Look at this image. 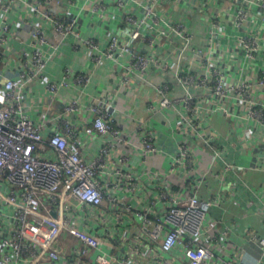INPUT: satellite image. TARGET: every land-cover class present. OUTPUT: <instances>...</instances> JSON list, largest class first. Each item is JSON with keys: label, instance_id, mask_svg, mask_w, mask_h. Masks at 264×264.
Returning <instances> with one entry per match:
<instances>
[{"label": "crops", "instance_id": "obj_1", "mask_svg": "<svg viewBox=\"0 0 264 264\" xmlns=\"http://www.w3.org/2000/svg\"><path fill=\"white\" fill-rule=\"evenodd\" d=\"M28 1L18 0L7 13L0 9V22H8L11 30L6 62L3 64L11 76H16L21 67L16 51L24 48L31 52L34 48L32 32L36 27L46 30L50 39L56 42L52 34L53 23L35 12L32 5L36 0ZM63 2L65 19L78 16V30L84 37L95 39L105 49L111 37L116 35L123 44L131 43L139 53L153 52L159 56L163 63L168 64L170 72L161 67H150L146 79L132 75L130 83L124 84L122 64L128 63L130 56H124L121 64L111 59L96 64L94 52L85 47L75 49L77 40L71 37L56 52L50 47L44 48L51 60L42 82L33 84L26 91L29 114L35 119L42 117L44 112L52 118L59 117L64 105L78 100L83 104L82 108L68 115V118L84 133L86 127L93 126L94 118L87 106H108L126 140L118 141L111 135L81 133L80 150L90 159L100 152L107 141L115 143L107 156L112 172L116 169V161L122 157L130 159L123 168L141 177L140 187L136 192H131L127 180L115 176L118 186L113 191L120 205L146 206L160 182L170 186L181 200L194 192L204 199L217 200L219 203L208 215L215 250L225 259H234L243 264H264V246L259 244V239L264 237V123L249 116L245 103L230 96L198 89L194 91L196 114L189 112L183 101H178L176 109L150 112L148 107L158 105L160 101L156 87L170 83V97L179 100L183 90L173 73L180 67L183 70H188L190 66L200 69L203 59L190 50L186 53L187 60H179L184 42L172 34L170 26L167 29L171 33L165 36L157 33L161 25L156 27L158 29L147 26L141 29L143 34H150L155 39L153 47L150 40L148 42L142 37L135 39L132 36L136 29L125 21L124 16L129 13L140 15L142 6L150 3L148 0H125L124 7L117 5L115 0H109L108 13L103 17L102 12L94 10L95 1ZM155 6L171 24L184 23L188 27L196 37V48L206 53L212 64L223 71L228 85L257 81L264 75V22L257 10H252L245 24L246 28L261 37L257 57L250 60L243 55L238 41L239 32L233 25L241 3L234 0H165L157 2ZM15 35L20 37L19 41L15 40ZM67 69L72 74L87 73L92 81L87 87L73 85L64 88L52 99L46 90V82L63 79ZM253 96L256 100L264 101V89L255 86ZM144 130L154 133L159 148L157 153L150 154L146 163L142 161L144 152L141 146ZM202 134L213 139L214 145L224 153V160L233 164L232 169L226 170L224 160H215L214 149L206 145ZM181 143H186L194 151L197 168L193 172L173 170ZM102 180H108V175ZM114 209L113 204L105 202L99 210L111 215L110 224L100 223L94 212L89 222H85L92 232L102 233L105 252L119 257L129 254L131 264H188L181 250L168 254L152 243H146L139 253L127 250L126 240L122 237L130 234L131 237L140 236L143 239L141 220L124 219L117 225V219L111 214ZM62 242L68 247L79 245L69 234L63 235ZM63 259L59 264H68V252H64Z\"/></svg>", "mask_w": 264, "mask_h": 264}, {"label": "built area", "instance_id": "obj_2", "mask_svg": "<svg viewBox=\"0 0 264 264\" xmlns=\"http://www.w3.org/2000/svg\"><path fill=\"white\" fill-rule=\"evenodd\" d=\"M17 1L0 0V9L7 13ZM85 1H95L94 10L102 12V17L107 15L109 0ZM148 1L150 3L142 6L140 15L129 13L124 16L125 21L136 29L132 36L150 40L153 47L155 39L150 34H143L141 29L146 26L155 29L161 25L157 33L165 36L171 33L167 29L170 26L172 34L184 42L179 60H187L186 53L190 50L203 59L200 69L190 66L188 70H183L180 67L173 73L183 90L179 100L170 97V83H164L156 87L160 95L159 104L150 105L148 110L155 113L162 109H176L178 101H183L187 110L196 114L194 91L198 89L245 103L249 116L264 123V101L253 96L255 86L264 89V75L257 81L228 85L223 71L212 64L206 53L196 48V37L188 27L184 23L171 24L155 6L165 0ZM234 1L242 4L233 21L239 32V45L243 55L254 60L261 47V37L246 28L245 24L252 10H257L264 22V0ZM115 2L125 6V0ZM64 5L63 0H36L33 3L35 12L53 23L52 34L56 42L50 39L46 30L36 27L32 32L35 44L32 51L24 48L16 51L21 63L16 76L9 75L3 68L11 30L8 22H0V264H59L64 260V252L69 254L68 264H131L129 254L119 257L105 252L102 233L92 232L85 224L93 212L100 223L110 224L111 215L99 211L105 202L115 206L111 214L117 219V225L124 219L141 220L143 239L130 234L122 237L126 240L125 247L132 253H139L146 243H152L168 254L181 250L188 264H243L225 259L215 250L208 215L219 203L217 200L204 199L196 192L181 200L170 186L160 182L146 206L120 205L113 191L118 186L114 177L126 179L131 192L139 189L141 177L123 168L130 161L128 157L116 161V169L111 171L107 156L115 146L113 142L107 141L100 152L90 159L84 155L80 150L82 132L68 118V115L80 111L83 105L80 101L72 100L64 105L59 117L52 118L44 112L42 117L35 119L29 114L26 91L33 84L42 82L51 60L44 48L50 47L56 52L71 37L77 40L75 49L85 47L94 52L96 64L105 59L121 64L124 56H130V61L122 64L124 84L130 83L132 75L146 79L150 67L169 71L168 64L163 63L159 56L153 52L139 53L131 43L123 44L116 35L111 37L105 49L95 39L84 37L78 30V16L65 19ZM15 40L19 41L20 37L15 35ZM91 81V75L72 74L67 69L63 79L47 81L46 90L53 99L64 88L73 85L87 87ZM87 108L94 116L93 126L86 127L82 134L98 133L111 135L118 141L126 140L108 106L90 104ZM201 138L214 149L215 160H224V153L214 145L211 137L202 134ZM141 144L144 152L142 161L146 163L150 154L159 151L151 130L142 131ZM196 166L194 151L186 143H181L175 155L174 172H193ZM225 167L230 170L233 164L225 161ZM105 175H108V180L103 181ZM54 211L56 215H53ZM65 234L71 235L79 245L68 247L64 244L62 237ZM259 244L264 246V237L259 239Z\"/></svg>", "mask_w": 264, "mask_h": 264}, {"label": "water", "instance_id": "obj_3", "mask_svg": "<svg viewBox=\"0 0 264 264\" xmlns=\"http://www.w3.org/2000/svg\"><path fill=\"white\" fill-rule=\"evenodd\" d=\"M53 214H54V215H56V213H55V212H53Z\"/></svg>", "mask_w": 264, "mask_h": 264}]
</instances>
